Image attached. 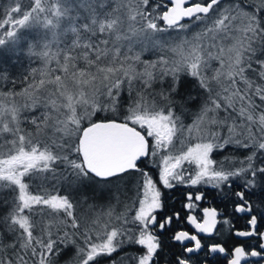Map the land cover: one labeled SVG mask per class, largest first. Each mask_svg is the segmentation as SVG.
I'll return each mask as SVG.
<instances>
[{"label": "snow or ice", "instance_id": "1", "mask_svg": "<svg viewBox=\"0 0 264 264\" xmlns=\"http://www.w3.org/2000/svg\"><path fill=\"white\" fill-rule=\"evenodd\" d=\"M0 82V264H264V0H7Z\"/></svg>", "mask_w": 264, "mask_h": 264}, {"label": "trees", "instance_id": "2", "mask_svg": "<svg viewBox=\"0 0 264 264\" xmlns=\"http://www.w3.org/2000/svg\"><path fill=\"white\" fill-rule=\"evenodd\" d=\"M6 2H7V0H0V5H3ZM8 87H11V85H8ZM16 87L19 88L20 85L18 84ZM2 88H3V82H0V90H2ZM217 158H219V157H217Z\"/></svg>", "mask_w": 264, "mask_h": 264}]
</instances>
